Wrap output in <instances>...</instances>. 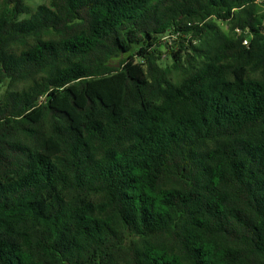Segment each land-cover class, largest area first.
<instances>
[{
    "label": "trees",
    "instance_id": "obj_1",
    "mask_svg": "<svg viewBox=\"0 0 264 264\" xmlns=\"http://www.w3.org/2000/svg\"><path fill=\"white\" fill-rule=\"evenodd\" d=\"M260 1L0 2V264H264Z\"/></svg>",
    "mask_w": 264,
    "mask_h": 264
},
{
    "label": "rangeland",
    "instance_id": "obj_2",
    "mask_svg": "<svg viewBox=\"0 0 264 264\" xmlns=\"http://www.w3.org/2000/svg\"><path fill=\"white\" fill-rule=\"evenodd\" d=\"M2 0H0L1 2ZM46 2V0H25V5L29 8L30 13H33L39 6H41L42 4H44ZM259 6L262 8L260 9V12H264V0H261L259 2ZM29 15H22L20 17V19H26L28 18ZM213 23L216 24V26L224 33H228L229 32V25L226 22L223 21H217L215 19L212 20ZM169 41V45L167 46L166 44H163L162 46H160L158 48V53L156 54L157 57L160 59L159 60V65L166 69V68H170L171 65L173 64V57L171 55V51L173 50L174 52H177L178 50V46H177V39L176 37H171ZM176 41V43H175ZM121 59H116L114 61H112L111 65L112 66H118L120 63ZM7 86L6 85H1L0 86V99L4 96L5 92H6Z\"/></svg>",
    "mask_w": 264,
    "mask_h": 264
},
{
    "label": "built area",
    "instance_id": "obj_3",
    "mask_svg": "<svg viewBox=\"0 0 264 264\" xmlns=\"http://www.w3.org/2000/svg\"><path fill=\"white\" fill-rule=\"evenodd\" d=\"M244 44L247 45V42L245 41Z\"/></svg>",
    "mask_w": 264,
    "mask_h": 264
}]
</instances>
